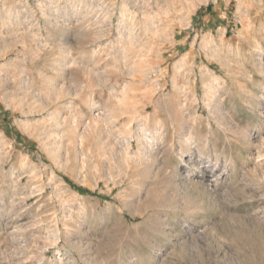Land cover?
Returning a JSON list of instances; mask_svg holds the SVG:
<instances>
[{
    "label": "rangeland",
    "instance_id": "obj_1",
    "mask_svg": "<svg viewBox=\"0 0 264 264\" xmlns=\"http://www.w3.org/2000/svg\"><path fill=\"white\" fill-rule=\"evenodd\" d=\"M0 264H264V0H0Z\"/></svg>",
    "mask_w": 264,
    "mask_h": 264
},
{
    "label": "bare ground",
    "instance_id": "obj_2",
    "mask_svg": "<svg viewBox=\"0 0 264 264\" xmlns=\"http://www.w3.org/2000/svg\"><path fill=\"white\" fill-rule=\"evenodd\" d=\"M201 172L197 171V173H195V175H199Z\"/></svg>",
    "mask_w": 264,
    "mask_h": 264
}]
</instances>
